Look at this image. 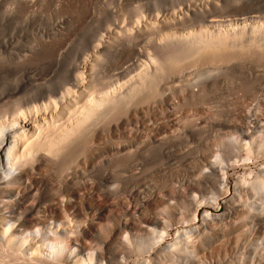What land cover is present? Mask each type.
<instances>
[{
  "label": "bare ground",
  "instance_id": "bare-ground-1",
  "mask_svg": "<svg viewBox=\"0 0 264 264\" xmlns=\"http://www.w3.org/2000/svg\"><path fill=\"white\" fill-rule=\"evenodd\" d=\"M3 1L51 30L0 49L35 88L0 99V264H243L237 246L264 233V165L232 185L230 170L264 161V0ZM43 59L39 77L22 67ZM207 123L223 134L187 146Z\"/></svg>",
  "mask_w": 264,
  "mask_h": 264
},
{
  "label": "rangeland",
  "instance_id": "rangeland-1",
  "mask_svg": "<svg viewBox=\"0 0 264 264\" xmlns=\"http://www.w3.org/2000/svg\"><path fill=\"white\" fill-rule=\"evenodd\" d=\"M103 1H106V0H103ZM0 2L4 3L3 0L2 1L0 0ZM51 6H53V5H50V7ZM0 7L3 8V9L0 8V11L2 10L1 13L3 15L5 13H7V14L9 13V11H7V9H6V12L5 11L3 12V10H4V6L3 5L1 6V4H0ZM50 7H48V9ZM53 7H51V9H49V10L52 11V12L50 11V13H49V11H48V13L45 11V8L47 10V7L44 8L43 12H41V11L40 12L42 14H44L45 16H47L48 14H51V16H54V14H55L54 12L55 11H53L54 10V9H52ZM31 11H33V13ZM31 11L29 13H28V11L27 12L19 11V13L17 12L16 14H18V15L20 14L22 17H18V15L16 16V14H15V18L13 16V14H11V15L8 14L11 17H7V14L4 15V16L1 14L2 19H4V17H5V19L3 20L5 23L2 24L3 27H4V25H6L8 23V20H9L10 24L8 23L7 27L6 26L4 27L5 29L3 28V30H0V45H1L0 49H4V44L5 43H11L12 46L8 47V49L11 50V51L21 52V51H24V50H28V48L31 47L32 38L35 35H37V34H41V31H42V30H40V31L35 30L34 29L35 26L39 25L40 27L44 28V30H51L49 28V25L46 23V21H44V20H47L46 19L47 17L43 18L44 16H42V17L39 16L38 11L35 12L36 10L35 11L31 10ZM22 12H24V15H27V16H24ZM31 13H32V15H31ZM35 14H37V15H35ZM37 16L39 18H37ZM7 18H8V20L6 21ZM0 19H1V17H0ZM39 19H41V20L39 21ZM96 19H97V12L95 11L94 17L89 19L88 22H87V26L89 27V30H90V27L93 26V24L95 25V20ZM3 21H1V22H3ZM2 25H0V27H2ZM88 33H90V32H88ZM81 36H82V34L77 33V32H75V33H73V34H71L69 36L68 41H67V45H68L67 50L68 51L76 49V47L81 42ZM6 56L7 57H6V59L4 61H0V99H6V98L14 96V95H19L18 97H28V96H30L31 93L35 90V88L34 87H29V83H26L23 78L22 79L20 78V73L16 69V66H15V62H17V59L15 58V56L14 55H11V57H10V55H6ZM43 62H50V61L47 60V59L34 60V65L24 64L22 67H27L26 71L37 72L38 73V77H39L41 75V73L43 72V67H42V65H43L42 63ZM61 75H62L61 70H58L56 73H54L51 76L48 75V77H44L43 79H40L38 77L37 78H38V80H41V82H45L44 80H46V79L48 81H55V80H59ZM38 80H37V82L41 83ZM200 132H201L200 136H198L196 138V140H190L188 142L187 146L199 147L201 144L210 142L212 140H215V138L217 139V137L219 138V136L223 134L222 133L223 131L217 129L216 127H214V125H212V123H207L205 128L200 130ZM183 146H184V141H182V147ZM172 156L173 155H170L169 158L168 157H164V160H165L164 163L167 162L166 164L169 165V162H170V164L171 165H175L176 168H177V165H178V169L177 170L179 171V173H181V172L183 173V174L181 173V175L185 176L186 175V171L189 172V167H187V164H185L186 161H183V160L179 161L174 156L173 157ZM158 157L159 156H155L154 158L149 159L151 161V164H150L151 166H150V169L148 171V174L150 173L151 175H155V174H157L158 170L161 169V166H162L161 164L162 163H160V161H162V159H161L162 157L161 156H160L161 158L160 157L158 158ZM263 165H264V161H261L259 163V165L258 164L257 165H254V164H250L249 165L248 164L247 167L246 166L237 167L234 170H230V173H235L234 175H232L230 177V185L234 184L237 181L236 176H240V175L244 174L245 177H246V175L249 173V170H252V171L254 170L255 171V170H257V166L261 167ZM179 169H181V170H179ZM152 184H153V182L151 180V185ZM197 194L199 195V193H197ZM208 195L209 194L205 193L203 196L207 197ZM182 200H183V198H181V200H179V201L182 202ZM180 202H179V204H180ZM205 207L203 205L200 211H203ZM223 208H224V205H223V202L221 200L219 205H216L215 208L211 207L209 209L214 214H220V213L224 212ZM200 216H201V212L198 215V222H200L199 221L201 219ZM259 234H260V236L258 235V233L257 234L256 233L252 234L253 237L256 236V235H258V238L261 237L260 240L258 239L260 241V243H258V245L261 244V242L264 240V236H263L264 233H259ZM249 237L253 238V237H251V235ZM249 237H248V239H249ZM253 239L257 240V236H256V238L254 237ZM253 239H251L252 241L251 240L250 241L251 242H255V240H253ZM246 240L244 241L245 243L242 242V245L241 244L240 245H241L242 249L246 248L245 246H247L248 248H246V249L248 250V252L245 253L246 249L242 250L240 245L237 246L239 250H237V248L235 250L236 252L238 251V255H239L238 257H241V259L244 258V260L246 259L245 261H247L248 259L250 260V258L253 256V253H251V250H253L252 248H255V245L253 243H251L248 240H247L248 242L246 243ZM243 243L246 244V245L243 246ZM248 243H249V245H248ZM249 248H251V250ZM255 251H257V250L256 249L254 250V255H255V253H257ZM248 253H251V254H248ZM235 254H237V253H235ZM230 255H229L230 257L227 256L228 258L226 256H224L225 258L224 257L222 258V255H221V256H219V259H221L223 264H239L238 261L236 262L237 256L235 255L236 256V258H235V256H232L233 254H230ZM242 255H244V257ZM191 257H194V256L191 255ZM246 257H248V258H246ZM260 259L261 260L264 259V256L262 258L260 257ZM249 260H248V262H246L247 264H250ZM207 261H208V259H207ZM245 261L243 262V264L245 263ZM203 262H206V260L204 259Z\"/></svg>",
  "mask_w": 264,
  "mask_h": 264
}]
</instances>
